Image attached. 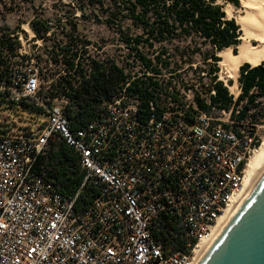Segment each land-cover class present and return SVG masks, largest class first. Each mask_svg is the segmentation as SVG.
Returning <instances> with one entry per match:
<instances>
[{
  "label": "built area",
  "instance_id": "obj_1",
  "mask_svg": "<svg viewBox=\"0 0 264 264\" xmlns=\"http://www.w3.org/2000/svg\"><path fill=\"white\" fill-rule=\"evenodd\" d=\"M7 38L0 107L41 108L48 120L34 123L35 131L19 134L14 124L0 132V264H197L202 245L244 191L264 125L247 120L238 127L231 111H221L222 120L198 110L190 102L196 89L157 63L170 54L127 39L113 52L74 50L75 68L87 77L96 64L116 67L122 78L93 119L73 129L72 101L58 87L66 74L49 79L26 46L33 41L40 48L45 39ZM150 81L159 86L141 113L146 97L133 85ZM59 142L77 154L83 173L71 195L36 169ZM87 188L94 190L90 203H78Z\"/></svg>",
  "mask_w": 264,
  "mask_h": 264
},
{
  "label": "trees",
  "instance_id": "obj_2",
  "mask_svg": "<svg viewBox=\"0 0 264 264\" xmlns=\"http://www.w3.org/2000/svg\"><path fill=\"white\" fill-rule=\"evenodd\" d=\"M97 2L102 7L107 4L110 10L109 22H113L118 16H123L142 32L135 37H129V43L135 46L159 47L162 49L161 55L170 54L166 59L158 57L156 61L163 62L169 68L175 66V71L171 69L173 73L177 72L179 62L191 64L194 57L176 60L172 56L175 53L167 46L185 47L187 51L193 47L210 48L206 51L213 62V66L208 71L211 82L208 91L211 107L217 108L220 112L231 111V120L237 123L238 127H246L244 124L247 120L254 125H264V63L255 67L249 64L240 67L238 82L241 93L237 98L233 97L224 83L218 80L217 63L220 58L217 54L229 48H234V53H237V47L241 43L242 30L235 19L227 17L225 11L226 4L239 7V0H97L96 4ZM31 28L39 38L47 39L46 35L50 30L47 22L32 21ZM76 29V26L73 27V30ZM8 35L0 37V50L5 47L2 39L8 41ZM61 45V53H55L52 59L57 65L62 63L61 70L57 73L66 74L61 76L58 87L59 92L72 101L67 109V116L72 121L73 129H77L90 122L98 113L100 103L116 92V83L120 82L122 73L116 67L105 70L95 64L94 73L87 77L86 72L80 67L75 68L77 53L73 48L77 43L70 39L62 41ZM195 50L190 52L194 54ZM207 56L203 61H208ZM2 65L5 63L0 59V66ZM72 70H75V76L70 74ZM77 76L81 78L78 86L75 81ZM175 78L182 83L185 81L178 74ZM158 86L157 82L151 81L150 84L142 82V85L140 83L133 85L134 91L140 92L145 97L151 93L150 89L156 90ZM212 91L215 94H212ZM197 104L201 110L208 109L200 99H197ZM148 108L146 97L141 103V113ZM29 111L45 113L43 109L33 106ZM36 169L40 173L45 172L61 187L62 193L67 195L74 194L83 180L77 154L62 142L54 144L49 149L48 155L38 160ZM92 195L94 190L87 188L78 203L88 205Z\"/></svg>",
  "mask_w": 264,
  "mask_h": 264
},
{
  "label": "rangeland",
  "instance_id": "obj_3",
  "mask_svg": "<svg viewBox=\"0 0 264 264\" xmlns=\"http://www.w3.org/2000/svg\"><path fill=\"white\" fill-rule=\"evenodd\" d=\"M96 1L97 0H0V35L13 34L17 39L22 35L28 40L31 34L27 32L25 26L29 25L31 28L32 21L47 22L50 30L46 35L47 39L42 42V46L36 48L33 41H30L26 46L28 50L31 49L32 55L40 64L45 75L51 79L58 70H61L60 63L58 65L55 64L52 58L57 53H61L62 41H69L71 39V41L77 43L73 51L76 48L78 49V47L88 45L91 51L94 48L107 47L110 52H113L116 46H125V41L129 37H135L142 33L139 29L134 27L130 20L123 16H118L116 20L109 22L110 10L106 6L107 4L102 7L98 2V4H96ZM241 1L242 0H239V7L233 4L225 5V10L230 8V12L226 11V15L229 19H235L237 21V18L240 17V10L242 9ZM75 26L77 29L73 30ZM34 34L36 35L35 32ZM36 37L38 36L36 35ZM167 48L175 53H172V56L176 60H187L191 56L194 57L191 64H181V62H179L180 66L177 68L176 72L185 79L183 82L184 85L196 89L190 95V102L192 101L199 110L197 99H200L208 106L207 110L200 109V111L208 113L213 118L226 120L227 116L218 111L217 108L211 107L209 101L208 91L211 82L208 71L213 66V62L210 60V55L207 56L206 50L210 48L193 47L190 51L196 49L194 54L187 51L185 47L167 46ZM205 56L208 57V61H203ZM61 57L62 56L59 58ZM217 57L220 58V61L217 63L218 79L224 83L230 94L237 98L241 93L239 90V82L236 84L235 80L226 78L224 74L225 71L221 67L222 58L219 56V53ZM171 69L174 71L176 70L175 66H172ZM231 85L236 87L235 90L231 89ZM3 120L10 122V124H2ZM47 120L48 117L45 113L22 110L19 106L0 107V132L9 128H14V124L16 125V132L19 134L25 133L29 128L35 131V128L32 127L34 123L41 126L42 123ZM261 131L264 134V130Z\"/></svg>",
  "mask_w": 264,
  "mask_h": 264
},
{
  "label": "water",
  "instance_id": "obj_4",
  "mask_svg": "<svg viewBox=\"0 0 264 264\" xmlns=\"http://www.w3.org/2000/svg\"><path fill=\"white\" fill-rule=\"evenodd\" d=\"M198 264H264V170Z\"/></svg>",
  "mask_w": 264,
  "mask_h": 264
},
{
  "label": "bare ground",
  "instance_id": "obj_5",
  "mask_svg": "<svg viewBox=\"0 0 264 264\" xmlns=\"http://www.w3.org/2000/svg\"><path fill=\"white\" fill-rule=\"evenodd\" d=\"M241 2V15L237 18V23L243 31L242 42L237 47V53H234L233 48L220 51L219 53V56L222 58L221 67L225 71L226 78L235 80L236 84L238 83L239 70L242 65L249 64L255 67L264 63V0H242ZM225 11L230 12V8ZM25 27L31 36H33L34 32L30 26ZM235 88V86L231 87L232 90H235ZM263 170L264 143L251 159L244 191L219 219L213 240L202 245V251L197 258V264Z\"/></svg>",
  "mask_w": 264,
  "mask_h": 264
}]
</instances>
